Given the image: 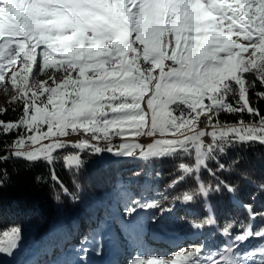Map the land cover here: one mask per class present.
<instances>
[{"label":"snow or ice","instance_id":"1","mask_svg":"<svg viewBox=\"0 0 264 264\" xmlns=\"http://www.w3.org/2000/svg\"><path fill=\"white\" fill-rule=\"evenodd\" d=\"M9 86L11 111L20 114L0 119V134L16 137L0 163L62 159L79 170L82 154L171 159L180 175L169 189L194 181L175 202L234 195L220 179L218 157L264 146V114L252 99L264 101V0H0V87ZM8 111L0 108V116ZM221 114L241 118L229 123ZM132 203L130 214L171 211L159 200ZM239 207L246 218L220 224L208 211L190 223L216 232L212 243L138 254L129 264H264V210L252 202ZM3 237L0 253L11 256L21 229Z\"/></svg>","mask_w":264,"mask_h":264},{"label":"trees","instance_id":"2","mask_svg":"<svg viewBox=\"0 0 264 264\" xmlns=\"http://www.w3.org/2000/svg\"><path fill=\"white\" fill-rule=\"evenodd\" d=\"M259 90L258 86L256 91ZM252 99L264 114V101L257 103L254 93ZM10 101L0 102V108L9 109L0 116L5 121L16 120L20 114L19 109L11 111L15 105ZM240 118L231 114L220 116L221 121L229 123ZM243 119L248 120L249 117L245 114ZM15 138V134H0V155L5 154V145L11 144ZM82 159L85 164L79 170L66 167L62 159L52 165L30 163L23 159L0 163V173H7L4 186L0 188V240L4 239L5 231L19 227L21 233L27 232L28 237L33 236L51 247L53 253L69 249L99 230L109 216H116L103 202L120 186H124L130 194L125 195L122 207H133V201L151 203L159 200L163 209L171 211L145 208L140 217L148 224L159 222L171 230H187L188 234L193 232L190 223L194 220L199 222V218L207 215L208 211H214L220 224H223L228 218H246L245 211L239 207L241 203L252 202L257 210H264V191L260 189L264 185V146L259 144L250 148H233L218 157V162L225 164L223 172L218 173L220 179L236 188L234 195L224 191L214 194L207 203L189 205L175 202L172 196L194 185L193 180L179 184L175 190L168 188L169 183L180 175L177 161L163 159L148 162L140 158L117 157L102 163L97 155L83 154ZM202 175L206 181L210 179L206 172ZM161 194L169 198L165 200ZM252 197L255 199L252 200ZM209 231L207 228L201 230L196 238L199 244L218 239L216 232L209 236ZM45 255L42 252L38 261L44 260Z\"/></svg>","mask_w":264,"mask_h":264},{"label":"rangeland","instance_id":"3","mask_svg":"<svg viewBox=\"0 0 264 264\" xmlns=\"http://www.w3.org/2000/svg\"><path fill=\"white\" fill-rule=\"evenodd\" d=\"M40 79H45V77H40ZM13 94L10 86L7 91L0 87V102L10 101ZM97 156L102 163L117 158L109 153ZM120 198L122 196L118 194L112 195L110 209L124 217V221L116 223L111 219L107 220L96 234L86 238L84 242L76 243L65 252L53 256L49 264H82V262H86V264H129L130 260L138 254L168 256L173 252H178L181 247H193L187 243H184L183 246L177 239L170 242V248L160 249V246L154 248L149 245L150 241L146 237L147 224L137 217V213L132 216L127 214L131 207H122L121 203L117 204ZM124 201L126 198L121 202ZM103 204L105 205V202ZM192 230L194 236L200 234V230ZM84 248L88 249L87 255L82 251ZM43 250L50 252L51 248L33 236L28 237L27 232L21 233V240L18 242V248L13 250V255L8 256L5 253H0V264H28L37 258L38 253Z\"/></svg>","mask_w":264,"mask_h":264}]
</instances>
